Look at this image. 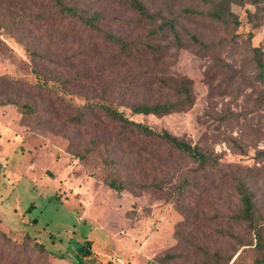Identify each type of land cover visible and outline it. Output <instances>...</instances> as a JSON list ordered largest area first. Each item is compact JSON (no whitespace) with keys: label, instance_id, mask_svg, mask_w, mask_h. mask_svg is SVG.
Returning a JSON list of instances; mask_svg holds the SVG:
<instances>
[{"label":"rangeland","instance_id":"374dc122","mask_svg":"<svg viewBox=\"0 0 264 264\" xmlns=\"http://www.w3.org/2000/svg\"><path fill=\"white\" fill-rule=\"evenodd\" d=\"M141 1L150 11H165L164 0ZM168 1L174 13L184 7L207 9L201 0ZM258 1L259 11L253 18L247 16L255 11L252 5L231 4L237 20L234 24L181 20L186 31L212 47V54L201 55L192 48H170L164 59L169 76L190 79L194 96L190 109L155 117L135 116L123 106L118 108L135 122L166 130L218 157L216 168L195 174L196 165L189 159L167 157L163 150L158 153L162 157H157L162 168L149 164L145 169L137 167L136 160L141 157L124 153L119 142L94 147L90 139L103 136L66 126L62 119L72 115L67 109L74 113L92 95L117 98L125 84L105 93L103 86L124 76L126 66L116 64L107 69L111 74L106 75L100 89L93 87L76 73L93 68L97 60L110 63L107 51L93 62L85 57L86 45L106 47L100 39L85 38L88 34L77 23L58 17L47 3L0 0V75H9L30 89L12 92L18 105L35 106L34 114L27 118L17 105L0 106V231L15 243H21L24 234L35 237L33 240L50 253L38 260L31 245L28 255L10 246L6 264H11L13 257L23 260L26 256L30 264H72L77 247L85 241L91 244L96 264H159L155 259L175 248L182 258L173 264L195 261L202 250L228 255L235 246L220 234L225 231L247 236L255 243L253 235L232 224L230 215L237 208L232 177L247 184L258 213L264 215V102L252 58L254 48L264 51V0ZM63 2L87 12L99 11L107 19L103 29L112 34L152 42L127 23L135 17L114 0ZM116 19L121 22L113 21ZM178 32L186 44L184 31L179 28ZM32 51L43 59H33ZM213 55L236 73L222 70L220 74L210 69ZM33 67L49 79L67 84H56L54 91L39 89ZM153 69L155 73L157 67ZM131 92L133 101L169 99V94L143 87L134 86ZM70 143L77 146L79 155L85 151L87 156L73 155ZM106 177L131 184L165 180L171 190L187 178L191 187L167 199L147 192L117 194L104 184ZM4 246L7 242L0 240V251L7 253ZM260 257L254 246H244L237 249L232 261L252 264Z\"/></svg>","mask_w":264,"mask_h":264},{"label":"trees","instance_id":"16d2710c","mask_svg":"<svg viewBox=\"0 0 264 264\" xmlns=\"http://www.w3.org/2000/svg\"><path fill=\"white\" fill-rule=\"evenodd\" d=\"M37 1L47 3L49 8L55 9L58 17L77 23L78 27H81L89 35L85 38L95 37L100 39L103 46L106 47H101L98 43L86 45L84 54L88 60L93 62L95 58L102 56L101 52L104 54L110 53V63H100L97 60L93 68L83 70L80 74L76 73V77L82 78L84 82L100 89V84L105 81L106 75L111 74L107 69L114 68L116 64H121L120 67L126 66L124 76H115L117 79L108 82L107 85L105 83V86H103L105 93L108 88L113 89L125 84L121 87L122 92H119L118 97L113 98L109 94L105 99L92 95L74 113L72 109H67L72 115L62 119V122L66 126L81 131L89 130L94 136H103L104 139H98L96 138L97 136L90 139V143L94 147L104 146L109 142H119L124 153H133L141 157L135 163L140 168H144L148 164L152 168H162V161L160 162L157 158L162 157L158 154L161 150H163L164 154L167 153V157L175 156L189 159L192 164L196 165L195 174L198 172L204 174L207 169L216 168L218 157H215L211 153L203 152L196 145H192L183 138L172 135L166 130H155L144 123L135 122L126 117L123 111H120L118 108L119 106H123L129 109L131 114L135 116L155 117H162L190 109L194 104L190 79L176 75L169 76L164 59L170 48H192L196 55H201L211 53L212 47L186 31L181 26V20L189 19L196 21L208 19L212 23L229 22L234 24L237 23V20L235 15L230 11V5H241L243 3L252 5L255 11L252 13L247 12V16L253 18L257 11H259L258 0H201L207 6L206 10L201 11L184 7L178 10L177 13L173 12L168 0H164L165 11H150L141 0H114L127 13L135 17L133 21H127V23H131L138 31H143L146 34V40H152V42L125 39L118 34L108 32L103 29L107 19L99 11L87 12L76 5H66L63 0ZM113 21L117 23L121 22L117 19ZM179 28L186 35V44H182L178 32ZM162 41L166 43H159ZM30 55L35 60L43 59V56L38 54L37 51L30 52ZM252 58L255 79L261 86L260 96L264 102V51L254 48ZM212 62L214 66L210 67V69H215L220 74L226 71L235 72L227 63H224L214 55L212 56ZM59 64L60 62L57 65ZM153 67H157L155 73ZM32 73L36 78L35 86L39 89L43 88L47 91H54L57 89L55 87L56 84H67L65 80L55 82L49 79L42 75L35 67L32 68ZM158 74L161 75L158 76ZM232 79L233 76L229 78L227 84L231 83ZM135 82L140 84L135 85ZM134 86L137 88H148V91L164 92L169 94V99L166 101L159 99L153 101H133L131 89ZM16 90L30 92V89L17 79L9 75H0V106L17 105L20 114L24 118L33 115L35 112L34 105L30 103L18 105L12 98V92ZM69 146L72 149V154L78 158L85 157L88 154V152L84 151L82 152L84 153L83 155H79L76 151L77 146L71 143ZM105 163L110 165L108 161H105ZM167 169L170 170L169 167ZM104 184L117 194H120L122 191L147 192L159 194L166 199L169 198V195L172 196L174 193L179 195L183 192V189L191 187V183L187 178H182L181 182L175 185L176 187L173 190L169 188V182L165 180L131 184L125 179L106 177ZM231 184L237 196V208L230 215V221L232 224L238 226L239 229H243L249 236L253 235L255 243H252V239L248 240L247 236L240 237L239 235L225 231L220 234L224 239H229L233 243L235 246L233 253L226 255L221 253V251L209 253L202 250L203 254L198 259L186 264H233V256L237 249L244 246H254L261 256L255 259L252 264H264V215L258 213L254 194L241 178L232 177ZM34 238L28 234H24L21 243H15L14 241H10V238L4 232L0 231V240L8 244L7 247L4 246L8 250L7 253L0 251V260L2 262L5 260L2 264H6L10 260V246H12V249L14 247L21 248L22 253L26 252V255H28L31 245L34 248L33 251L38 254V260L42 259L45 254H50L44 245L37 240H33ZM192 245L193 243L189 244L191 249L194 248ZM90 247L89 241H85L79 245L74 254L72 264H96ZM17 255H20V253ZM181 255L182 253L175 248L173 252H166L156 258L154 262L173 264L182 258ZM11 264H30V258L26 256L23 257V260H17L13 257L11 258Z\"/></svg>","mask_w":264,"mask_h":264}]
</instances>
